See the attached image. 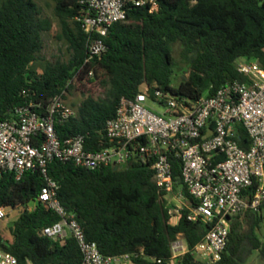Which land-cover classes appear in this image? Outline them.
<instances>
[{"label":"trees","instance_id":"trees-1","mask_svg":"<svg viewBox=\"0 0 264 264\" xmlns=\"http://www.w3.org/2000/svg\"><path fill=\"white\" fill-rule=\"evenodd\" d=\"M52 1L61 29L59 39L68 46L70 57L44 60L39 72L35 64L44 49L43 34L52 30L53 21L43 16L35 0H0V121L30 103L40 105L35 109L42 112L56 95L77 88L84 95L76 108L78 116L57 125L56 131L62 141L86 135V148L91 151L110 146L107 122L116 116L123 98H135L143 87L151 94L162 90L197 101L213 96L228 82L246 81L236 68L241 58L256 60L264 68V0H159L153 12L147 7L130 8L127 21L110 28L105 38L107 52L88 66L90 35L76 21L82 8L77 0ZM177 45L187 72L175 88L172 81L180 66L175 58ZM91 69L94 78L84 82ZM102 89L104 96L97 97ZM238 142L249 147L244 130ZM49 176L59 184L58 196L68 214L104 255L137 254L132 264H206L192 251L209 225L189 222L187 211L177 225L172 223L150 165L132 161L126 169L89 170L55 160ZM175 180L181 184L178 163ZM45 184L39 171L27 172L19 181L12 174L0 176V209L24 206L9 229L11 239L0 233V248L22 264L28 260L83 264L73 235L55 240L43 232L61 220L37 202ZM33 202L37 204L30 210ZM261 222L260 212L247 211L232 218L227 249L215 264H242L254 251L264 259V243L257 235ZM179 237L189 252L174 262L172 244Z\"/></svg>","mask_w":264,"mask_h":264},{"label":"built area","instance_id":"built-area-1","mask_svg":"<svg viewBox=\"0 0 264 264\" xmlns=\"http://www.w3.org/2000/svg\"><path fill=\"white\" fill-rule=\"evenodd\" d=\"M77 4L82 9L76 21L90 35L88 66L107 52L105 38L110 28L127 21L130 8L147 7L153 12L159 0H77ZM236 68L246 81L228 82L213 96L197 101L162 90L152 94L142 90L133 99L123 98L116 116L106 124L110 146L97 151L86 148V135L62 141L57 134V125L78 116L68 103V89L42 112L34 103L18 107L9 119L0 121V176L12 174L19 181L27 172L41 173L46 184L37 202L61 217L43 232L55 240L73 235L83 264H132L137 254L104 255L96 242L87 240L82 226L62 205L59 184L49 176V167L55 160L89 170L126 169L132 161L148 164L165 195L172 223L177 225L187 211L189 222L209 225L192 251L195 258L218 263L229 242L230 220L247 211L260 212L264 206V68L246 58L239 59ZM94 76L91 69L84 82ZM241 130L250 141L247 149L238 142ZM175 163L180 166L181 184L175 180ZM7 215V208H1L0 220ZM172 249L174 262L189 252L182 237ZM0 264L22 263L0 248Z\"/></svg>","mask_w":264,"mask_h":264},{"label":"rangeland","instance_id":"rangeland-1","mask_svg":"<svg viewBox=\"0 0 264 264\" xmlns=\"http://www.w3.org/2000/svg\"><path fill=\"white\" fill-rule=\"evenodd\" d=\"M42 9L43 16L50 18L53 21V28L50 32L43 34L44 49L40 54L39 61L35 64L39 72H42V63L44 60L55 62L57 59L67 60L70 57L68 46L66 43L59 39L60 25L59 20L55 16V4L52 0H35ZM181 47L177 45L175 47V58L180 64L176 69L175 76L173 77L172 85L175 88L180 86L183 78L186 76L187 68L180 61ZM146 90V87H143ZM104 90H99L96 94L97 97L104 96ZM84 99L82 91L79 89H74L68 98L69 105L77 108ZM156 110L161 111L159 107H154ZM30 207H34L31 203ZM24 210V206H19L15 209H7V217L0 220V233L6 238L11 239L10 227L14 224V221L20 216L21 212ZM262 217V222L259 229L257 230L258 237L264 243V208L260 211ZM242 264H264V259L261 257L259 251H254L253 254Z\"/></svg>","mask_w":264,"mask_h":264},{"label":"water","instance_id":"water-1","mask_svg":"<svg viewBox=\"0 0 264 264\" xmlns=\"http://www.w3.org/2000/svg\"><path fill=\"white\" fill-rule=\"evenodd\" d=\"M115 170H118V168H115Z\"/></svg>","mask_w":264,"mask_h":264}]
</instances>
